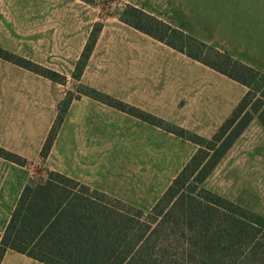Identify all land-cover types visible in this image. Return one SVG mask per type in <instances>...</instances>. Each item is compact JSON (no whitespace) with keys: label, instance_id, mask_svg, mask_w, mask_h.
<instances>
[{"label":"rangeland","instance_id":"1","mask_svg":"<svg viewBox=\"0 0 264 264\" xmlns=\"http://www.w3.org/2000/svg\"><path fill=\"white\" fill-rule=\"evenodd\" d=\"M120 19H136L143 30ZM86 45L89 57L80 59ZM0 49L65 79L50 82L0 59L2 124L6 115L15 114L30 115L35 124L52 112L54 103L78 99L65 125L79 132L86 128L88 139L95 136L103 159L119 170L118 176L170 180L197 147L167 131L209 140L247 92L207 65L264 70V0H108L105 6L80 0H0ZM78 63L86 66L77 82L72 74ZM81 94L102 95L127 113L99 102L88 106L92 99ZM26 169L34 181L48 171L37 161ZM225 189L232 192L231 185ZM126 193L128 199H113L132 202L144 213L154 206L146 191ZM224 199L264 219V200L254 194ZM262 233L256 251L264 248Z\"/></svg>","mask_w":264,"mask_h":264},{"label":"trees","instance_id":"2","mask_svg":"<svg viewBox=\"0 0 264 264\" xmlns=\"http://www.w3.org/2000/svg\"><path fill=\"white\" fill-rule=\"evenodd\" d=\"M80 1L91 6L108 3ZM120 21L143 30L136 19ZM88 57L86 45L80 59ZM0 59L51 82L65 81L58 73L37 71L29 62L2 49ZM85 66L76 64L72 74L75 81H79ZM207 66L247 92L209 140L196 135L184 138L166 130L197 149L148 213L46 171L39 180L30 179L20 195L0 236V264L7 252L41 264H264V248H255L257 236L264 234V219L203 187L254 119L264 130V70L254 71L235 63L231 70ZM81 95L127 113L102 95ZM72 101L69 98L58 104L56 120L40 153L41 161L48 156ZM128 114L162 128L160 123L136 113ZM0 159L20 167L29 164L1 148ZM224 255L234 257L225 261Z\"/></svg>","mask_w":264,"mask_h":264},{"label":"crops","instance_id":"3","mask_svg":"<svg viewBox=\"0 0 264 264\" xmlns=\"http://www.w3.org/2000/svg\"><path fill=\"white\" fill-rule=\"evenodd\" d=\"M76 101L78 99L70 104L45 160H40V153L56 120L59 103H54L52 112L42 119L38 117L35 124L33 119L29 118L30 115L23 117L16 114L6 115L3 124L0 119V148L25 159L28 163L37 161L48 171L56 172L112 198L128 199L131 195L126 193L128 190L140 193L146 191L145 195L152 199V205H155L174 178L161 181L138 176L128 180L126 177L118 176L119 170L114 169L110 160L103 159L104 154L99 150L95 136L88 139L85 136L86 128L79 132L76 128L65 125L70 107ZM97 102L92 99L87 104L92 106ZM88 109L91 116L92 110ZM230 113L225 114L222 121ZM30 175L26 167H19L0 159V236L6 230L20 195L31 178ZM229 185L232 192L225 189ZM203 187L233 201H237L245 192L264 200V130L256 119L234 143L204 182ZM127 203L136 205L132 202ZM1 264L41 263L17 253L7 252Z\"/></svg>","mask_w":264,"mask_h":264}]
</instances>
